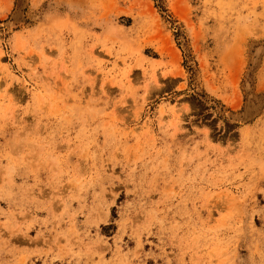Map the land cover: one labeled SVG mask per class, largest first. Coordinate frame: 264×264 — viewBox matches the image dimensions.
<instances>
[{"label": "rangeland", "instance_id": "1", "mask_svg": "<svg viewBox=\"0 0 264 264\" xmlns=\"http://www.w3.org/2000/svg\"><path fill=\"white\" fill-rule=\"evenodd\" d=\"M0 264H264V0H0Z\"/></svg>", "mask_w": 264, "mask_h": 264}]
</instances>
